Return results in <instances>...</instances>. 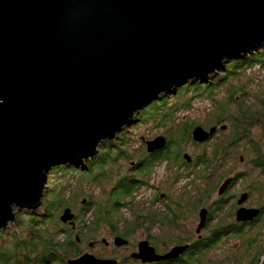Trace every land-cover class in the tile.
Segmentation results:
<instances>
[{
  "label": "water",
  "instance_id": "obj_1",
  "mask_svg": "<svg viewBox=\"0 0 264 264\" xmlns=\"http://www.w3.org/2000/svg\"><path fill=\"white\" fill-rule=\"evenodd\" d=\"M262 41L264 0H0V230L15 221V208L42 203L53 166L94 156L161 92ZM214 131L196 125L191 138L203 142ZM165 142L157 136L147 150ZM258 210L239 207L236 220ZM206 215L200 209L197 231ZM59 220L75 227L70 207ZM114 244L127 240L116 236ZM185 247L157 255L142 241L131 256L169 259ZM65 262L118 264L88 252Z\"/></svg>",
  "mask_w": 264,
  "mask_h": 264
},
{
  "label": "rangeland",
  "instance_id": "obj_2",
  "mask_svg": "<svg viewBox=\"0 0 264 264\" xmlns=\"http://www.w3.org/2000/svg\"><path fill=\"white\" fill-rule=\"evenodd\" d=\"M226 60L227 59H224L221 66L224 65ZM217 72L218 69L208 75ZM221 77L222 76L219 75L218 78ZM195 79L200 78L188 79L185 83L176 87L172 94L165 99L158 98L153 104L140 110V121L130 118V120L121 127L120 130H123L122 133L118 134L120 130L116 132L113 140H102L97 146L96 152V154H99V152L104 149L99 154L100 159L91 161L92 156L76 163V166L71 163V167H63L62 170L58 171H48L47 182L55 184L56 190L61 191L62 195L65 197V204L57 211L58 223L63 228L65 227L68 229L69 225V221L63 224L59 220V215L65 206H70L71 211L77 214L76 221L79 223L78 228H81V232L86 230V226L83 228V224L87 222L90 223L92 211L95 210L94 206L96 203L104 204L107 208H109L110 205V208H112L114 212H117L113 217L114 223H116L113 226H117V229H121L126 222L132 221L133 214L129 209V205L126 204V199L124 197L112 198V192L117 180L126 176L128 169L134 168L135 160L144 153L145 145L141 141L142 139L153 140L157 136H167V138L171 140V144L169 142V148L173 154L180 151L179 159L181 161L183 159L193 161L197 155L202 156V153H205L207 156L210 155L221 143H226L228 138L232 136L231 124L226 117L220 122H214V117H216L217 113L224 110L222 107L220 110H215L218 102L227 104L230 113L234 112L235 108L238 107L235 100L229 99L230 90L232 91L235 87L243 85L249 92L245 102L257 108L261 107L260 109L264 111V103L260 101V98L262 99V96H264V64L258 65L254 63L252 66L245 67V69L241 70L239 75H232L226 81L220 82L221 85L216 89L215 85L219 83L217 82L218 79H212V84L208 85L205 84V81L204 83H200ZM167 91L164 93H171V91ZM240 94L241 93L238 92L237 96ZM193 124L199 125L206 130L214 125L215 131L205 140V143L196 142L192 139L187 140L188 138L184 137V134L190 130V126ZM222 126H224V128H222ZM259 129V125L251 128L254 137L261 134ZM106 140L109 142L103 143V141ZM245 147L246 143L244 139H241L229 149V154L226 157L218 160L214 164V169L207 167L203 168V170L202 162H200V164L192 168L189 173L179 170L178 168V175L176 174L177 178H175L176 175L171 177L173 169L170 170L169 167L167 168V165L170 166V164L162 162L159 165L162 166L157 170L156 177L161 176L163 180L161 191L168 193L171 207L173 208L175 200H183L182 202L186 204L192 203L199 197L201 189H205L204 205L206 202L207 205L213 206V201L218 196V188L224 184L227 178L234 176V174L237 175L236 180L229 186V191L235 193L241 192L242 190H249L250 197L246 201L247 204L251 206L253 204H260L259 206H261L264 202V189L261 191L262 188L257 183L264 182V175L260 172L259 166L248 161L252 153V151L249 150L251 146H248L247 149L244 150ZM257 148L264 153V139L258 141ZM182 153L187 154L189 156L188 159H182ZM241 153L248 154L247 156L244 155L242 160H240L239 156ZM88 161H91L88 163L89 170L87 168ZM70 162H76V160H66L63 163L67 164ZM102 165L103 169L101 172H98ZM147 180H149V178H147ZM253 183H255L254 188H248ZM134 191L135 193L132 194V198L129 199L130 206H138L144 212H149L152 216H155L156 219L161 212V214L164 213L168 217H171V212H169L166 205L163 204L164 200H159L158 203H154L152 206L147 202V200L152 197L154 193L153 190L148 187L139 190L138 187ZM108 192L110 193L106 196ZM45 193L46 191L44 189L42 198H44ZM82 200H84L83 203ZM87 200H90V204L86 202ZM114 203L117 205L115 206ZM39 206L35 209H25L26 211H22L21 214L23 215L27 213V211H34ZM217 206L220 205L218 204ZM229 208L230 203L226 202L223 205V209H225L224 212H227ZM17 211L16 209L15 221L17 215L20 214ZM220 219L219 213L218 215L214 214L210 221H208L207 227L209 225L219 224ZM197 220L196 216L195 221L188 222V227L194 229ZM144 226L147 229H139L137 227L124 237L126 240L138 241L143 237V232H146L149 235L160 236L161 239H155V241H161L163 237L170 236L175 238L179 230L186 228L182 226V229H178V227L173 226V224L163 225L161 222L153 221L145 222ZM8 228L9 225L3 229V231ZM232 229L231 233L226 232L221 234L217 239L210 242L211 247L205 249V264H264V217L256 225L247 228L244 225L234 224ZM27 230L28 229L21 227L19 233L23 234ZM111 230H113V227L99 224L98 228L94 230V238L77 241V247L80 253L88 252L94 254L93 252H99L102 254L101 256L111 257L113 259L121 258L120 252L124 253L125 251V254H127L129 251L127 248L117 251L111 250V247H116L114 244L116 235L114 236L110 233L112 232ZM1 231L2 230H0V232ZM226 234H228V238H224ZM57 236L58 234H56V237ZM102 237L106 238L108 241L106 246L100 242ZM94 241L98 242V244L95 245ZM92 242L94 243L92 244ZM89 243H91L92 246H88ZM157 246L161 247L162 243H159ZM94 255L97 257V254Z\"/></svg>",
  "mask_w": 264,
  "mask_h": 264
},
{
  "label": "flooded vegetation",
  "instance_id": "obj_3",
  "mask_svg": "<svg viewBox=\"0 0 264 264\" xmlns=\"http://www.w3.org/2000/svg\"><path fill=\"white\" fill-rule=\"evenodd\" d=\"M161 94L167 95L168 93L162 92ZM158 98H160L159 95H158ZM144 107L141 110L145 109ZM139 113H140V110L136 112L134 116ZM140 119H141L140 116L136 118L137 121H140ZM122 131L123 130H120L118 134H120V132ZM165 139H166V142L163 147L159 149H154L152 151L147 150L146 141H149V139L148 140L142 139L141 141L145 145L144 153H142L138 157V159L135 160L136 162H135L134 168L128 169L127 175L117 180V182L114 184L112 198H116L117 193L122 192L124 194L123 197L126 199V204L129 205V209L133 214L132 221L126 222L121 229H117V226H113L116 224L114 223L113 217L116 215L117 212H114L112 208H110V205H109V208H107V206H105L104 204L96 203V205L94 206L95 210L92 211V217H91L90 223H92V225L95 226L94 229H97L99 224L113 227V230H111L112 232L110 233H112L114 236L115 235L121 236L123 238H125L124 236H126L127 233L134 231V229L137 227L139 229H147L144 226L145 222L147 221L161 222L163 225L173 224V226L178 227V229H182V226H185L186 228L179 230L177 234L175 235V238L168 236V237H163L161 241H155V239H161L160 236H153V235L147 234L146 232H143V237L138 241L127 239V244L116 246L114 248L111 247L112 251H117L119 249H126V248L129 249L127 254H125V251L124 253L120 252L121 258L115 259L117 260L118 264H205V249L211 247L210 242L217 239L219 235L221 234H224L226 232L231 233V231L233 230L232 226L234 224L244 225L245 227L248 228L249 226L258 224L264 217V208L262 207V205L259 206L260 204L259 205L253 204L251 206L247 204L246 201L250 197L249 190L248 191L242 190L241 192H235V193H231L229 191L230 190L229 186H231L236 180L237 175L235 174L234 176L230 177L231 179L230 183L225 188V190L221 194L217 192L218 196L214 199L213 206L209 204L207 205L206 202L204 205L205 189H201V193L199 194V197L195 199L192 203L186 204L182 202L183 200H180V201L175 200V203L173 204V208H172L171 205L169 204L170 197L168 193L161 191L162 181H163L161 176L156 177L157 170L162 166V165L161 166L159 165L162 162L170 164V166L167 165V168L169 167L170 170L173 169V173L171 174V177H173L176 174L178 175V168L179 170H182L184 172L187 171L189 173L191 169L199 165L200 162H202V166H203L202 169L205 168V162L199 159V155H197L193 161L184 160L183 153L181 156L183 160L181 161L179 159L180 151H178L176 154H173L171 149L169 148L170 140L167 138V136H165ZM104 142H109V141L106 140V141H103V143ZM203 143H205V140L203 141ZM99 154H95L91 158V161L95 159L96 160L100 159ZM71 163L75 164L74 166H76V162H70L67 164L62 163L58 165H62V166L65 165V167H69V166L71 167ZM102 169H103V165L98 172H101ZM50 171H54V170L51 169ZM177 175L175 178H177ZM147 178H149V180H147ZM138 187H139V190L143 189L144 187H148L149 189L153 190L154 193L152 197L149 200H147V202L152 206L154 203H158L159 200H164L163 204L166 205L167 210L171 212V217H168L164 213L161 214L162 213L161 212L159 213L160 214L159 217L156 219L155 216H152V214H150L149 212H144L138 206H130L129 199L132 198V194L135 193L134 190ZM248 188H254V185H250V187ZM109 193L110 192H108L106 196L109 195ZM243 193H246L245 200L241 204H238L237 201L239 200V198L241 197ZM226 202L230 203V208L228 209L227 212H224L225 209H223V205ZM218 204L220 206H217ZM114 205L116 206L117 204L114 203ZM239 207L257 208L259 210L256 216H254L252 219L244 220V221H237L236 211ZM202 208L207 209V215L204 221V225L199 229V231H197L196 228L199 222V211ZM218 213L221 218L220 223L216 225H209L207 227L208 221H210V219L214 216V214L218 215ZM76 215L77 214L74 213L75 227L71 228L70 225L68 224L67 225L70 228V230L73 232V235L77 234L79 236L78 232L82 230L81 228H78L79 223L76 221ZM103 215H105L106 217L101 218V216ZM196 216L198 220H197V223L194 229L189 228L188 222L195 221ZM224 238H228V234L224 235ZM79 240L81 239L79 238ZM142 241L147 242L149 246L153 247L157 255L165 254L175 245H185L186 247L184 251L176 257H172L169 259H158V260H151V261L144 260L143 261L141 258H135L131 256L132 253H135L138 251V243ZM94 242H95V245L98 244V242L96 241ZM94 242H92V244ZM100 242L104 244L105 246L108 244V241L104 237L100 239ZM159 243H162L161 247L157 246ZM81 253H84V252H81ZM93 253L97 254V258L113 259L111 257L101 256L102 254L99 252H93Z\"/></svg>",
  "mask_w": 264,
  "mask_h": 264
},
{
  "label": "trees",
  "instance_id": "obj_4",
  "mask_svg": "<svg viewBox=\"0 0 264 264\" xmlns=\"http://www.w3.org/2000/svg\"><path fill=\"white\" fill-rule=\"evenodd\" d=\"M256 47L248 50L247 52L241 53L234 58L227 59L224 65L220 66L217 73L195 80L200 83H204L205 81V84L208 85L212 84V79H218L217 82L219 83L215 85L216 89L221 85L220 82L226 81L232 75H239L241 70L245 69V67L252 66L254 63L258 65L264 64V41L259 43ZM219 75L222 77L218 78ZM176 87L178 86L172 87L173 89L170 88L169 90H171V93H168L167 95L161 94V92L159 97L165 99L167 96L172 94ZM238 92L241 94L237 96ZM248 95L249 92L243 85L235 87L232 91L230 90L229 99L235 100L238 105L232 113L229 112L227 104H223L221 102L217 103L215 110H220L221 107L224 110L217 113L216 117H214V122H220L226 117L231 124L232 136L228 138L226 143H221L213 153H210V155L207 156L205 153H202V156L199 155V159L205 162V168L209 167L214 169V164L218 160L226 157L229 154V149H231L237 141L244 139V142L246 143L244 150H246L248 146H251V149L249 150L252 151L250 154L251 157L248 161L253 162L256 166H259L260 172L264 175V153L259 151L257 148L258 141L264 139V111L260 109L261 107L257 108L246 103L245 99ZM157 99L158 97L148 102L144 108L153 104ZM260 101L261 103H264V96H262V99L260 98ZM139 116V114H136L132 120H136ZM256 125L260 126L259 132H261V134L254 137L251 132V128ZM194 126L196 125H191L190 130L184 134V137L188 138L187 140L192 139L191 129ZM247 154L248 153H241L240 156L243 158V156H247ZM89 162L91 161L87 162V168L89 167ZM63 167H65V165H55L51 169L58 171L62 170ZM255 183L252 185H255ZM263 183H257L261 186V191L264 189ZM45 191L46 193L44 198H42V203L36 210L27 211V213L23 215L21 212L26 210H18L17 212L20 214L17 215L16 221L8 224L9 228L7 230H2L0 232V239H2L0 240V264H66L65 260L67 258L76 257L80 254V250L77 247V240L74 237L75 234L73 235V232L69 227L68 229L65 227L63 228L58 223L57 211L65 204V197L62 195L61 191L56 190L55 184L53 183L47 182ZM123 195L124 194L122 192L117 193L116 198L123 197ZM86 202L90 204V200H87ZM262 207L264 208V202ZM105 217V215L101 216V218ZM84 226H86V230L78 232V238H80L81 241L84 239L94 238L95 226L89 222L83 224V228ZM21 227L28 230L21 234L19 233V229ZM56 234H58L57 237Z\"/></svg>",
  "mask_w": 264,
  "mask_h": 264
}]
</instances>
